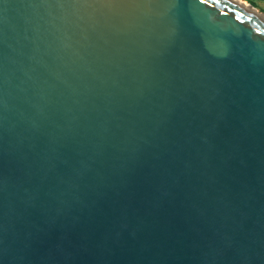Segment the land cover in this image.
<instances>
[{"label":"water","instance_id":"95a60500","mask_svg":"<svg viewBox=\"0 0 264 264\" xmlns=\"http://www.w3.org/2000/svg\"><path fill=\"white\" fill-rule=\"evenodd\" d=\"M0 264H264V12L0 0Z\"/></svg>","mask_w":264,"mask_h":264},{"label":"rangeland","instance_id":"374dc122","mask_svg":"<svg viewBox=\"0 0 264 264\" xmlns=\"http://www.w3.org/2000/svg\"><path fill=\"white\" fill-rule=\"evenodd\" d=\"M243 1L256 6L260 11L264 12V0H243Z\"/></svg>","mask_w":264,"mask_h":264}]
</instances>
